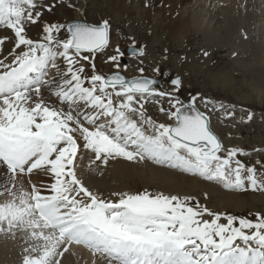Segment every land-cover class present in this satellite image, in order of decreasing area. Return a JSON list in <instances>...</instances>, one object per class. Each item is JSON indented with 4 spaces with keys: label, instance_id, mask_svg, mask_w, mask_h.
I'll list each match as a JSON object with an SVG mask.
<instances>
[{
    "label": "snow or ice",
    "instance_id": "1",
    "mask_svg": "<svg viewBox=\"0 0 264 264\" xmlns=\"http://www.w3.org/2000/svg\"><path fill=\"white\" fill-rule=\"evenodd\" d=\"M57 6L0 0V30L8 33L0 34V232L21 234V264H62L72 244L106 264H264V211L237 216L147 190L109 200L85 186L77 172L82 150L93 163L151 160L245 191H264V161L248 165L238 158L243 150L224 149L211 113L235 112L198 94L185 102L179 77L171 91L158 89L143 67L127 77L119 46L107 57L111 71L99 72L95 59L110 46V21L45 20ZM37 25L34 39L28 28ZM131 47L144 55L134 39ZM150 98L170 123L147 113ZM34 175L43 178L39 185Z\"/></svg>",
    "mask_w": 264,
    "mask_h": 264
},
{
    "label": "rangeland",
    "instance_id": "2",
    "mask_svg": "<svg viewBox=\"0 0 264 264\" xmlns=\"http://www.w3.org/2000/svg\"><path fill=\"white\" fill-rule=\"evenodd\" d=\"M41 2H48V0H41ZM55 2L58 6L52 13H48L53 14L50 22L68 23L72 19L88 20L93 23L102 19L110 21V46L95 59L99 72L108 74L111 71L112 65L106 62L107 57L114 53L116 46H119L124 52L120 63L121 69L127 65V70L124 72L126 76L139 75L138 69L143 67L145 69L143 75L164 79L162 89L165 91H171L170 81L179 77L183 84L179 92L182 100L186 101L190 96L198 94L199 97H206L214 103H222L228 106V110L235 112L234 118H226L224 111L211 113V127L221 139L224 149L236 147L243 150L238 158L248 165L264 161V70H262L264 66H261L260 56L255 53L259 51L264 29H260L257 38L255 37L257 44L250 42L249 35L240 29L237 30L235 26L230 32L231 36L224 40L223 36L220 37L219 34L212 32L213 28L210 31L207 26L205 31L202 30L203 32L197 33L192 30L190 34H183L177 39L164 29V22L158 21V18L147 21L137 19L132 12L125 13L124 0H55ZM262 2L264 3V0ZM263 8L264 5H261L259 14ZM218 28H220L219 24ZM39 36H35L34 39ZM133 39L136 46L143 49V56L126 54V48L132 45ZM203 51H207L209 55L203 56ZM261 54H264L263 46ZM123 58L126 60L125 63L122 62ZM156 67L160 69L158 73L153 71ZM224 77L229 81L225 85L222 83ZM161 104L165 108L168 107L164 99H161ZM197 107L201 111H207L202 102H199ZM159 108L160 104L156 103V98L148 100L147 113L157 122L170 123ZM249 112L253 114L251 120L247 119ZM257 149L259 151H256ZM82 152L80 160L86 158L89 164L84 175L79 178L90 190L101 193L109 200L116 199L112 195L115 192L137 193L147 190L153 193L190 196L194 198L193 203L198 201L201 206H207L213 211L237 216H250L264 211V191L225 189L215 181H208L198 175L158 165L151 160L127 161L128 165L125 167L130 170L116 173L114 160H110L111 164L108 163L105 166L101 162L93 163L94 155L90 151L82 150ZM154 167H165L173 173H182L181 175L186 176L176 184L180 189L172 186L175 184L148 180L150 174L148 172ZM257 167L258 171L261 170L259 165ZM132 169H137V172H132ZM88 177H91L89 184ZM95 177L103 181L96 180ZM212 185L217 186L221 191L211 193ZM225 191L235 192L231 201L221 195ZM218 193L219 195H216ZM2 251L5 250L0 251V264H21L23 254L21 249H18L14 255L11 253L10 256H14L12 258L7 257ZM67 261L63 259L62 264H67ZM84 264H88V261Z\"/></svg>",
    "mask_w": 264,
    "mask_h": 264
},
{
    "label": "bare ground",
    "instance_id": "3",
    "mask_svg": "<svg viewBox=\"0 0 264 264\" xmlns=\"http://www.w3.org/2000/svg\"><path fill=\"white\" fill-rule=\"evenodd\" d=\"M124 1L126 3V7H124L125 13L129 14V12H132V15L136 16L137 19H142L147 21H150L154 18H158V21L164 22L165 24L164 29L168 31L170 35H172L177 39L180 36L182 37L183 34H188V33L190 34L192 30L196 31L197 33L203 32L202 30L205 31L207 26L210 28V31L213 30L212 32L219 34L220 37L223 36V40H224L231 36L230 32L235 26L237 30L240 29L246 35H249V38H251V40H249L250 42L253 41L254 43L257 44L258 42H256L255 40L257 38V33L260 29H264V8L261 9V13L259 14L261 5H264V3L262 2L263 0H124ZM145 4H148L149 6L145 7ZM121 8L123 9L122 6ZM52 17L53 14L45 13L44 19L47 21H51ZM214 19L216 20L213 22ZM218 24L220 25V28H218ZM211 28L213 29L211 30ZM206 32L208 33V31ZM28 33L32 38L38 36L40 35V27L38 25L30 26L28 28ZM0 34H8V33L6 31L0 30ZM61 35H64V33H62ZM260 41H261L259 44L260 48L258 49L259 51L255 53L256 54L258 53V55L260 56L259 59L261 66H264V54H261L262 46L264 47V31L262 32V37ZM261 66L259 68H261ZM228 82H229L228 78L224 77V79L222 80L223 85L227 84ZM258 91L261 92V90ZM81 154H83L82 151L81 153H78V165H77L78 177H82V175H84L86 169L88 168L87 165L89 164L88 161H86V158L80 160ZM128 162L125 159L114 160L113 165L115 168H117L116 173L125 172V171L128 172L130 169L128 167H125L126 165H128L127 164ZM163 166H167V165H163ZM136 170L132 169V172ZM148 173H150L148 180L155 182L159 181L160 183H165V184H175L172 186H175L177 189L180 188L177 187L176 184H178L181 179L186 178V176L181 175L182 173L181 174L173 173L170 170L166 169L165 167H154ZM141 174L142 173H140V175ZM90 179L91 177L87 178L88 184L90 182ZM95 179L103 181L102 179H99L97 177H95ZM42 180L43 178L40 176L34 175L32 177V181L37 183L38 185ZM2 181H3V171L0 170V182ZM44 182L47 183L46 180ZM216 191H221V189L215 185H212L211 193L213 194L217 193ZM234 193L235 192L229 193L225 191V193L223 192L221 195H223V197H226L227 200L229 199L231 201L233 199ZM216 195H219V193ZM2 199L3 198L0 197V200ZM20 235L19 233H17L16 237L13 238L11 235L8 236L7 234L0 232V248L1 250H5L2 252L7 257L12 258V256L15 253H17L18 249L22 250L24 244ZM68 247H69V251L66 252L63 257H61V260L63 259L68 260L67 264H84L87 261L88 264L91 263L104 264L106 262L104 258L99 257L97 255H93L91 251L83 245L72 244L69 245ZM14 249L16 252L14 251ZM11 253L13 254L12 256H10Z\"/></svg>",
    "mask_w": 264,
    "mask_h": 264
},
{
    "label": "water",
    "instance_id": "4",
    "mask_svg": "<svg viewBox=\"0 0 264 264\" xmlns=\"http://www.w3.org/2000/svg\"><path fill=\"white\" fill-rule=\"evenodd\" d=\"M71 22H87V21H82V20H71V21H69L68 23H71ZM88 23H90V22H88ZM132 51H133V48L130 46V47H128V49H127V53L128 54H131L132 53ZM132 55V54H131ZM147 77H149V76H147ZM149 78H154V79H156V81H157V84H156V87L157 88H159L160 86H161V80L160 79H158V78H155V77H149ZM187 102V101H186ZM219 138V137H218ZM220 139V138H219ZM221 141V140H220Z\"/></svg>",
    "mask_w": 264,
    "mask_h": 264
}]
</instances>
